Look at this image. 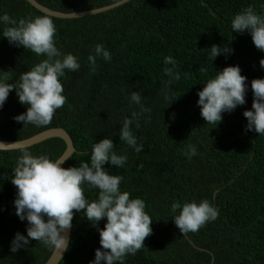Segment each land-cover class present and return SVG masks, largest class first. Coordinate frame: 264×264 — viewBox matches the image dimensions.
Returning a JSON list of instances; mask_svg holds the SVG:
<instances>
[{"label": "trees", "instance_id": "16d2710c", "mask_svg": "<svg viewBox=\"0 0 264 264\" xmlns=\"http://www.w3.org/2000/svg\"><path fill=\"white\" fill-rule=\"evenodd\" d=\"M36 1L70 14L121 0ZM248 6L264 13V0H131L83 18L52 17L57 47L76 55L81 63L79 71L61 78L67 102L46 127H24L13 119L26 111L15 90L0 109V141L17 142L52 128L64 129L75 148L65 168L90 163L92 145L103 138L113 140L118 154H127L123 168L106 164V170L123 177L122 191L145 201L153 231L145 247L127 256L125 264H211L212 258L214 264H264V136L246 131L243 116L253 101L251 81L264 78L259 65L264 52L254 46L250 34L230 30L234 15ZM4 13L17 21L44 15L25 0H0V15ZM3 27L0 79L11 83L45 57L10 45L2 37ZM226 43L234 53L220 55L211 63L208 49ZM96 44H103L112 60L98 58L92 72L88 56ZM166 56H172L183 73L170 85L163 71ZM230 65H239L247 77L246 103L224 113L223 121L213 128L200 115L197 93L217 70ZM201 66L208 69L207 76L200 72ZM132 91H139L142 103L151 109L138 118V127L136 120L131 125L143 145L139 153L120 139L123 120L139 110L130 101ZM169 91L177 97L170 105L164 99ZM189 144L198 148V155L191 159L184 155ZM28 149L55 160L65 152L66 144L51 138ZM20 154L19 150H0V264H45L53 251L35 240L16 253L10 251L14 234L26 235L27 227L15 215L16 188L10 180ZM85 194L91 201L98 197V190L85 187ZM203 199L219 209L218 218L198 232L183 235L173 220L172 202ZM72 224L71 244L59 264H89L100 247L99 232L82 213L74 215Z\"/></svg>", "mask_w": 264, "mask_h": 264}, {"label": "clouds", "instance_id": "9594fccd", "mask_svg": "<svg viewBox=\"0 0 264 264\" xmlns=\"http://www.w3.org/2000/svg\"><path fill=\"white\" fill-rule=\"evenodd\" d=\"M3 25L2 37L10 45L34 52L45 57L30 70L21 73L19 80L8 82L0 79V109H3L10 92L15 90L20 104L26 111L13 119L17 123L46 127L51 124L56 111L67 102L63 94L61 78L66 73L77 72L81 68L79 58L72 53H63L56 45V24L48 15L22 18L18 21L8 13L0 15ZM230 30L234 33H248L254 46L264 52V13H257L253 6L234 15ZM211 63L220 55L234 53L229 44L212 45L209 49ZM111 62L112 54L103 44H96L88 56L90 70L97 69V59ZM164 74L169 77L168 84L179 81L183 73L178 71V62L172 56L164 57ZM171 67H168V66ZM259 65L264 69V58ZM200 72L208 75V69L201 66ZM239 65H230L217 70L216 75L203 83L199 90L197 105L206 124L216 128L223 121L224 113H232L238 106L246 103L249 90L247 77L241 74ZM253 101L251 109L245 110L246 131H254L264 136V78L253 79L250 83ZM179 97V96H178ZM165 93L164 99L169 105L176 99ZM130 101L139 106L132 118H125L120 129V139L139 153L143 145L132 131L133 121L150 108L142 103V94L132 91ZM212 129V128H211ZM17 143V142H16ZM15 144V143H14ZM6 145L0 142V146ZM20 155L11 183L16 188L13 201L15 215L20 221L27 222L26 235L16 232L10 242V251L16 253L30 244L31 240L40 242L50 251L62 254L68 251L71 238L68 234L76 213H82L90 225L99 232L100 247L95 250L94 259L89 264H125L126 257L136 255L143 247L146 237L152 234V218L146 212V203L142 198H131V193L120 188L123 177L112 175L105 165L123 168L127 163V154H118L110 138H103L92 145L89 162H80L79 166L65 168L63 164L70 156L51 159L48 155H34L27 147L19 149ZM87 155V153H82ZM184 155L191 159L198 155L194 144L186 146ZM88 190H98V197L89 200ZM173 220L179 231L186 235L198 232L207 223L215 221L219 209L208 200L197 203L195 200L171 204ZM106 220L103 228L99 223Z\"/></svg>", "mask_w": 264, "mask_h": 264}, {"label": "water", "instance_id": "95a60500", "mask_svg": "<svg viewBox=\"0 0 264 264\" xmlns=\"http://www.w3.org/2000/svg\"><path fill=\"white\" fill-rule=\"evenodd\" d=\"M25 1L29 5H31L34 9H36L37 11L41 12L44 15H48L50 17L62 19V20H70V19H78V18H83V17L99 14L102 12H106V11L115 9L117 7H120V6L124 5L125 3H127L131 0H121L115 4H111V5L102 7V8L84 11V12L70 13V14L53 11V10L41 5L36 0H25ZM51 138H59L62 141H64V143L66 144V150L62 154V156L65 155V157H67V156L71 157L73 155V153L75 152V148H74L72 139L68 135V133L62 128H52V129L43 131V132H41V133H39V134L29 138V139L17 141V143L16 142L0 141V142H3L4 144H6L3 146H0V150L1 151H13V150H19L23 147L29 148V147H32V146L37 145L39 143H42L46 140H49ZM63 166H64V164H63ZM71 231H72V228L68 232L69 236H71ZM191 245L193 247H195L196 249H198L195 245H193V243H191ZM66 252H64L62 254V257H61L59 251H57V252L53 251L52 255L50 256V258L47 260V262L45 264H59L61 262V260L63 259V257L65 256ZM211 264H214V258H212Z\"/></svg>", "mask_w": 264, "mask_h": 264}, {"label": "bare ground", "instance_id": "6f19581e", "mask_svg": "<svg viewBox=\"0 0 264 264\" xmlns=\"http://www.w3.org/2000/svg\"><path fill=\"white\" fill-rule=\"evenodd\" d=\"M26 51V50H25ZM28 53V52H27ZM23 54V53H22ZM25 54V53H24ZM234 243V242H233ZM231 246V245H230ZM250 252V251H249ZM248 253V252H247ZM225 256V255H224ZM252 261V260H251ZM249 263V262H248Z\"/></svg>", "mask_w": 264, "mask_h": 264}]
</instances>
